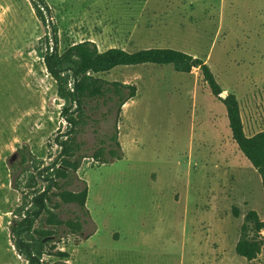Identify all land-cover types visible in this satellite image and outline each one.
Returning <instances> with one entry per match:
<instances>
[{
  "label": "rangeland",
  "instance_id": "rangeland-1",
  "mask_svg": "<svg viewBox=\"0 0 264 264\" xmlns=\"http://www.w3.org/2000/svg\"><path fill=\"white\" fill-rule=\"evenodd\" d=\"M44 1L59 54L85 41L100 52L185 53L209 66L223 96L235 95L246 136L264 132V0ZM48 26L30 0H0V264H28L11 242L13 214L30 203L33 165L47 167L60 155L56 139L68 129L57 85L37 54L51 50ZM97 78L135 85L137 96L118 117L116 101L84 105L71 158L79 169L58 180L50 205V216L80 222L82 231L58 229L45 217L37 226L53 231L46 253L68 257L44 255V264H264V229L255 260L236 253L245 216L255 211L264 223L262 180L200 70L187 75L150 64ZM115 127L120 149L110 141ZM25 146L37 162L19 169ZM43 187L37 181L36 189ZM85 188L87 216L59 198Z\"/></svg>",
  "mask_w": 264,
  "mask_h": 264
},
{
  "label": "trees",
  "instance_id": "trees-1",
  "mask_svg": "<svg viewBox=\"0 0 264 264\" xmlns=\"http://www.w3.org/2000/svg\"><path fill=\"white\" fill-rule=\"evenodd\" d=\"M36 15L46 25L49 23V33L45 37L47 45L52 44L51 50L47 53L38 51V57L44 61L48 75L57 85V96L64 102L61 117L67 124V131L60 139H56V145L60 149V155L47 167L39 168L36 163L33 165V174L29 172V184L27 188L33 191L30 203L26 208H18L14 212L16 219L10 226L11 242L18 256L28 264H44L43 256L67 258L66 253L55 252L47 254L44 241L53 233L52 230L44 231L38 228L45 217L58 229L66 228L73 234L82 231L80 222L63 221L51 215L53 198L56 194L53 190L58 188V180L67 179L70 170L76 173L79 169V162L71 161L74 157L77 146L78 127L84 123L83 107L86 102L99 101L106 98L109 102L116 101L118 114L122 108L134 100L137 96L135 85L119 83H108L97 76L109 73L119 67H132L142 65L172 66L179 74H191L193 69H199L204 83L209 88L211 95L218 99L226 109L229 128L232 138L242 155L250 162L258 172L262 180L264 193V132L249 138L244 132L241 119L240 104L235 95L223 96V90L217 82L209 66L200 59L194 58L185 53L170 49H149L135 53H128L120 48L109 49L100 52L97 45L91 41H85L71 46L65 53L58 52V29L52 25L45 14L51 15L50 9L44 0H30ZM65 138V139H63ZM111 143L120 149L118 142V130L110 138ZM19 154L21 162L16 165L19 169L25 167L31 160L36 161L29 153L28 147H23ZM111 157L120 160L115 150L110 151ZM98 159L99 156L95 155ZM82 159V158H81ZM37 162V161H36ZM15 165L11 167L14 188L20 189V176L15 178ZM17 168V169H18ZM25 173H28L27 170ZM37 181L44 187L36 189ZM88 190L85 188L80 193L71 192L59 193V198L66 204H75L87 216L86 202ZM234 217H238L237 209H234ZM264 223L260 220L255 211H250L244 219L241 228L240 240L236 246V253L247 261L255 260L262 249L261 232ZM56 234V230H54ZM36 235V239L33 236Z\"/></svg>",
  "mask_w": 264,
  "mask_h": 264
},
{
  "label": "crops",
  "instance_id": "crops-1",
  "mask_svg": "<svg viewBox=\"0 0 264 264\" xmlns=\"http://www.w3.org/2000/svg\"><path fill=\"white\" fill-rule=\"evenodd\" d=\"M197 86H198V85H197ZM195 89H197V88H196V84H195ZM133 102H135V101L132 100L131 102H129V104H131V103H133ZM126 105H128V103H127ZM226 116H227V113H226ZM227 120H228V118H227ZM217 123H218V127H220L219 120H218ZM228 125H229V122H228Z\"/></svg>",
  "mask_w": 264,
  "mask_h": 264
},
{
  "label": "bare ground",
  "instance_id": "bare-ground-1",
  "mask_svg": "<svg viewBox=\"0 0 264 264\" xmlns=\"http://www.w3.org/2000/svg\"><path fill=\"white\" fill-rule=\"evenodd\" d=\"M125 106H126V110H128V109L130 108V106H127V105H125ZM125 106H124V107H125Z\"/></svg>",
  "mask_w": 264,
  "mask_h": 264
}]
</instances>
